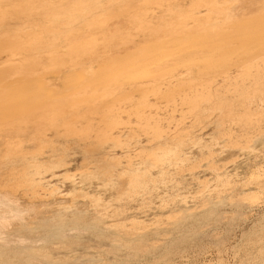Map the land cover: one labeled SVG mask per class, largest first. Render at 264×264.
Here are the masks:
<instances>
[{
	"label": "rangeland",
	"instance_id": "obj_1",
	"mask_svg": "<svg viewBox=\"0 0 264 264\" xmlns=\"http://www.w3.org/2000/svg\"><path fill=\"white\" fill-rule=\"evenodd\" d=\"M253 1L258 4L249 13L252 4L248 6ZM2 2L0 16L5 6L6 10L9 7L14 10L19 1L8 7ZM128 3V7L115 10L117 13L125 10L119 16L101 17L98 27H103V39L98 41L99 48L92 55L79 57L77 65L66 59L64 65L50 64L53 67L47 65L45 70L50 69L41 71L46 86L55 90L53 94L57 92L59 99L64 94L68 96L65 98H76L77 90L72 86L83 82L82 78L90 81L89 94L83 95H90L89 101L76 105L79 109L75 102H70L75 103L72 107L70 103L63 104L66 107L62 108L68 109L57 112V116L55 113L56 121L50 120L53 115L50 112L42 115L41 108L39 113L35 112L40 114L39 118L35 113H31L34 118L30 115L31 109L22 110L28 115L23 117L24 112L12 109L3 93V88L18 80V76L22 79L21 75L0 78V187L18 200L20 208L31 206V202L46 203L29 218L33 221L37 215L33 228H42L39 219L44 215L58 217L57 210L65 205L64 229L79 236L51 239L43 251L55 260L72 264H264V100L250 94L244 99L241 92V87L253 92L260 86L254 83V74L259 70L264 82V55L258 48L245 49L235 38L231 44L235 51L228 63L208 69L206 61L211 63L212 57L217 62L220 53L209 44L184 47L187 43H183L188 35L186 31L198 25H222L236 34L253 17L256 20L264 17V0H130ZM242 3L246 5L244 11H241ZM15 8L17 12L11 16H17L21 10ZM197 11L201 13L195 16L209 17L195 19L193 15ZM223 14H231L229 22ZM9 20L0 25L9 34L15 33L14 25L15 28L27 25L24 19L18 21L19 25L13 17ZM11 25L14 31H10ZM98 27L90 31L100 35ZM161 34L165 36L159 38ZM161 41L167 43L168 54L162 55L161 64L166 67L158 71L159 77L139 82L130 79L123 67L139 62L149 46ZM180 43L184 48L179 47ZM67 47L65 43L61 50L51 54L68 52ZM8 51L11 52L2 50L0 59L8 57ZM154 57L158 58L159 54ZM153 64L151 68L160 66L157 62ZM249 66L252 75L246 74ZM107 68H111L110 72ZM183 77L191 81L180 84ZM202 81L206 83L203 91ZM205 85L210 86L211 95ZM167 87L173 88V97L165 95ZM200 90L203 96L196 107L184 102L185 97ZM144 98L151 105L141 103ZM68 99H62L61 106ZM258 105L262 106V113L249 115ZM74 107L77 112L73 111ZM240 112H247L245 119H239ZM107 114L118 119L113 128L108 126ZM39 122L45 124L46 130L40 129L44 126ZM155 123L163 133L157 132ZM117 139L125 144H118ZM168 146L174 149L164 155V160L155 161L156 155L151 151ZM23 153L30 158L33 154L39 156L42 163L31 168L37 174L30 177L41 180L44 188H54L55 195L34 197L30 185L20 181L25 171ZM51 160L56 161L53 167L47 166ZM108 163L113 164L112 169ZM129 163L148 168L154 180L145 188L134 190L128 176L122 173ZM102 219L104 233L78 231ZM40 231L39 237L52 233ZM10 248L11 245H0V252L6 254ZM16 251L34 250H13L4 259L16 257Z\"/></svg>",
	"mask_w": 264,
	"mask_h": 264
},
{
	"label": "bare ground",
	"instance_id": "obj_2",
	"mask_svg": "<svg viewBox=\"0 0 264 264\" xmlns=\"http://www.w3.org/2000/svg\"><path fill=\"white\" fill-rule=\"evenodd\" d=\"M2 1L3 2L5 1L4 4ZM13 1L17 2V0H0V12H1V9H3V8H1L2 7L1 2H2L3 6L6 3L7 7H8V4H10V3L14 4ZM18 1H19L18 5H20V7L18 8L17 3L15 5V7H17L18 9L21 8V10L18 11V13L16 14L17 16H15V15L11 16L12 13L15 12L14 10L16 9L13 5L12 6L14 7V10H12L13 8H11V7L7 8V10H6V6L4 8V11L2 10L3 11L2 16L3 17L5 16L4 18L6 19V21H4V18L2 16H0V18H1L0 25L2 24V22H7L9 19H11V17L14 18L15 22H17L16 25L18 24V21L22 20V19H24L26 21V22L24 21L25 25L26 24L29 25V27L27 25L24 27V24L20 23V24H23V25H21V26H23L22 28L19 24L18 25L20 27L16 26L17 28H15V25H14L15 31L12 28V25H11L12 29L7 26L9 29H11L10 31L15 32V33L10 32V34L8 32L9 30L7 31V29H4L2 27L0 28V29H4L0 32V48H1V51L4 49H6V51H7V49L11 50V52L8 51V53H9L8 57H5V59H0V65H1L0 66V78H2V80H3V78L4 79L8 78L9 76H12L13 74L21 75V78H22V79H19L20 77L18 76L19 81L15 80L10 85L6 83L7 85L5 86V88H3L4 97H6V99L10 100L9 102L11 103L10 106L12 107V109L21 110L20 112H22V110H27V112L34 110V112H32V111L30 112V115H32L33 118L36 117L38 115L36 113H39L40 111H43L42 115H44V112L45 113L50 112L51 115L53 114L52 117L50 115V117H51L50 120H52L54 118L53 120L56 121L57 120L56 116L58 115V113H61V110L63 111L64 109H66V110L68 109V107L62 108V107H66V106H63V104L65 105V104L70 103V102H72V103L75 102V103H77V104L74 103L75 107H76V105L78 107L79 103L89 101L88 99L90 98V95L89 96L85 95L86 98L83 95L89 94V84H90L89 82L90 81L88 82L86 80L87 82H85V80H83L84 78H82L83 82H79L80 84H78V85H73L72 87L77 90V95H76V93H74L76 95V98H75V96L72 95L73 93H71V92H69V93H70V95H72L74 97V99L73 98H71V99L65 98L68 96H67V94L66 95L64 94V97L62 99L63 100L68 99L69 102L64 101V102H62V106H61V100L62 99H59L56 97L57 92L55 93L56 95L53 94V92H55V90H50L51 88L49 89L46 86V84H47V83H45L46 80L44 81V79H43L44 77L41 75V74H44L43 72H41L42 69L44 68L43 70H45V67L47 65L51 66L52 64H56V63L60 64V65L61 64L64 65L67 62L68 63L72 62L73 65H77L79 57L84 56L86 54L92 55L95 52V50L99 48L98 47L99 46L98 43L100 42L99 40L103 39V27H102V29L100 27H98L99 24L101 25V23L99 21L103 20V18L101 19V17H103V15L104 16L107 15L108 17H111V18H114L115 16L116 17L119 16V14H121L125 10H121L120 13L115 12V10L119 9V8L121 9L124 7H128L129 6L128 1L130 2V0H18ZM202 1H206V0H202ZM255 3L258 4L257 2L253 1L248 6V7H250L252 4L251 10H249V8H247V10H249L248 11L249 13L252 11H255V10H253L254 6L256 5ZM240 6H241V11H244L246 5L244 3H242ZM202 7H204V6H202ZM262 8H264V6ZM9 9L13 12L8 11ZM32 12H34L35 14L34 13L33 14L35 16L37 15L38 18L34 17ZM200 13H201V11L195 12L193 15L194 18L200 20V19H206L207 17H209L207 15L203 16V17H201V15L195 16L196 14H200ZM249 13H247V14H249ZM263 13H264V11H263ZM1 14H2V12H1ZM232 15H234V14H232ZM259 15H260V13H259ZM6 17L7 18L9 17L8 20ZM31 17H34V18L31 19ZM260 17L258 18L259 20L258 19L256 20V18H257L256 16L253 17V19H255L257 22L254 20L255 22L253 23V19H252V21H250L252 23L247 22V24L244 27H241L239 29V31L234 35H233V33L231 34V32L227 31L224 28V26H222V25L209 26V27L204 26V25H198V26L191 28V29L186 31L188 35L184 36L183 43H187L188 45L186 44L184 47H186V46H188V47L189 46H193V47L199 46L200 47L201 45H208L209 44L211 49H215V51H218L220 53V56H219V59L217 62L212 57H210L211 63H208L206 61L205 67L208 69H210L209 66H213V67H215L216 65L222 66V65H226L228 63V61L231 59V55L235 51L231 46L232 40L235 38L239 39L242 42V45L245 49L250 50V49H257L258 48L261 50V53L264 55V17H261V18ZM232 18L235 19V17H232ZM132 19H133V17H132ZM132 19H130V21ZM224 19L229 22V20L231 19V14L230 15H224ZM137 20H138V17H137ZM12 21H13V19H12ZM234 21H231V23ZM239 21L240 20L238 19L237 22H239ZM8 22H10V20ZM5 24H7V23H5ZM250 24L251 25L253 24V26H250ZM3 25H4V23H3ZM95 26L98 27V29H99V31H101L102 35H101V33H100V35L99 34L97 35V34L92 33L90 31ZM119 26H121V25H119ZM16 29H17V32H16ZM169 30L171 31V29H169ZM99 36H101V37H99ZM163 36H165V35L161 34L159 36V38H161ZM210 39H212V42ZM171 40L174 41V39H171ZM65 43H67V45H68V47H67L69 50L68 52H63V53L58 52L55 54H51V52H53V51L61 50L60 47L65 45ZM179 47L184 48L181 43H180ZM167 49H168V45L164 41H161V44H153V45L149 46L144 51V53H143V51H141V53H143V56L139 62H134V63L131 62L128 66L123 67L124 70L126 69V71L124 73H127L130 79H135L137 81L138 80H145L148 78H151V79L152 78H158L159 76H156V75L159 72H161V70L163 68L166 67V66H163L161 64V59H162V55L168 54ZM260 50H259V52H260ZM180 51H181V49H180ZM1 53H0V55H1ZM155 54H159V57L158 58L154 57ZM2 55H3V53H2ZM66 59H69L70 61H67ZM213 61H215V62H213ZM124 62H126V61H124ZM155 62L160 63L159 64L160 66L158 68H151V64L152 63L155 64ZM51 67H53V66H51ZM113 67H115V66H113ZM250 68L251 67L249 66L248 67L249 70L246 72L247 75H252V70ZM49 69H50L49 67L46 68L45 72ZM110 70H111V68L108 69L109 72H110ZM38 72H40V74ZM34 73H36V74H34ZM113 73L114 72H113V68H112V72L110 74L112 75ZM107 74H109V73H107ZM26 75L27 76L30 75V76L27 77ZM160 76H162V74ZM254 77H255L254 83L259 84L260 86L257 87L256 89H254L253 92L248 91L247 88L241 87V89L243 90V91H241L242 96H244V99H245L248 97L249 94L251 96L258 95L260 97L259 99L264 100V97H263V94H264V84L263 83L264 82H262L263 74L259 70V71H257V73L254 74ZM15 78H16V76H15ZM99 78L100 77L97 78L98 79L97 81H99L101 79V78L100 79ZM10 80H11V78H10ZM110 80H112V79H110ZM115 80H118V76L115 77ZM185 80H190V79H186V78L184 79V77H183L182 79L179 80V83L180 84H181V82L184 83ZM179 83H178V85H179ZM1 84L2 83H0V85ZM200 84L202 86L201 90L203 91V84H206V83L204 81H202V83H200ZM48 85H49V83H48ZM106 85H107V83H106ZM119 85H121V84H119ZM52 89H55V87L53 86ZM205 89H207L209 91L208 95L212 94V92L210 90V86L205 85ZM42 90H46V93H41ZM57 91H58V89H57ZM202 91L198 92L197 94H195L193 96H189L188 98L185 97L184 102L186 104L188 103L191 107H196L198 105L200 98L203 96ZM48 92H50V93H48ZM157 92H160V91H157ZM165 92H166L165 95L167 97H173V88L167 87ZM70 95H69V97H72ZM79 95H81L83 97H81ZM48 97H50L52 99H50V98L48 99ZM46 99H48L50 101H47ZM3 100H5V99H3ZM146 102H147V98H144L141 103H146ZM0 103H1V101H0ZM72 103H70L71 107L74 106V104H72ZM58 104H59V107H58ZM149 105H151V104L149 102H147V106H149ZM71 107L69 108L70 110H71ZM40 108H41V110H40ZM43 108L46 111H44ZM76 108L73 111L77 112V109H79V108H77V109ZM229 110L232 111L230 108H229ZM262 110H263L262 106L258 105V107L255 110H252L253 113L250 112L251 114H249V115H252V114L254 115L257 113L260 114V113H262ZM5 111L6 110L4 109V112ZM37 111H39V112H37ZM26 113L25 112L23 113V117L26 116V118H27L28 115H26ZM31 113H35L36 116H34V114H31ZM55 113H56V116L54 115ZM7 114H8V112H7ZM224 114H225V112H224ZM226 114H227V112H226ZM245 114H247V112L244 114L241 113L237 116L241 120V119H245L243 117ZM21 115L19 114L20 117H22ZM39 115L36 118H39ZM46 115H49V113L45 114V116ZM109 117H110V119L108 120L109 121L108 126L113 128L114 124L119 123L118 119L113 118V117H111V115L109 116L107 114L106 118H109ZM228 117H229V115H228ZM245 117H246V115H245ZM45 118H48V117H45ZM247 118H249V117H247ZM19 119L22 120V118H19ZM23 119H25V118H23ZM39 124H40V122H39ZM52 124H54L53 121H52ZM155 124H156L155 129L157 130V132L160 134L163 133L161 126L158 123H155ZM42 125L44 126L45 124H42ZM42 125L40 124V126H42ZM69 125L72 126L71 123H69L67 127H69ZM40 129L46 130V126H44L43 128H40ZM39 132L44 133L45 131H39ZM116 141L120 145L125 144V142L123 140L117 139ZM173 149H174V147L171 148L168 146V147L161 148L158 151H151V152H152V154L156 155V159H154V160L160 161V160H164L166 158V157H164V155L169 154ZM26 155L24 153L22 154V159L25 161V171H24V174L21 177L20 181H23L24 183H27L28 185H30L31 189H33L32 194L35 193L34 197L36 196V197H44L45 198L48 196L52 197L53 195H55L56 190L54 188L51 190H50V188H44L41 180H36L35 177H33V179H31L30 176H34L35 174H37V172H34L31 168L32 167H40V165H41L40 163H42V162L40 161L39 156L36 154H33L34 156L32 155L33 158L27 157L28 155L27 156ZM30 159H31V161H29ZM184 159H186V157ZM53 163H56V161L51 160L49 162V164H47V166L53 167L54 166ZM143 163H144V161H143ZM107 166L112 169L113 164L108 163ZM122 173L126 174L128 176L129 184L132 186V188L134 190L143 189L147 186L149 181L154 180L153 177L150 178V173H149L148 168L142 169V168H140V166L134 165L133 163H129L128 168L123 170ZM41 189H43V190L41 191ZM44 189H46V190H44ZM33 191H34V193H33ZM255 195H257V194H255ZM44 203L45 202L42 201V203H40L38 205L36 203L31 202V206H26L25 209L22 207L20 208L18 200L15 197L8 195L7 192L4 191V188L0 187V245L1 246L4 244L11 245V248L9 250L7 249L6 254L4 252H0V264H72L70 261H69L70 263H68V262H63L61 260H55L47 252L43 251L46 248V246L48 245V243L51 241V239H53V238H60V239L64 240L65 238L79 236V234L74 233L75 231L70 232V231H66V229H64V227H66V222H64V220H65L63 218L64 211L62 208L65 205H62L57 210L56 213H57L58 217L45 218V215H44L43 218L41 217L39 219V221H41V227L42 228L39 229L38 227H35V226L33 228L32 226L36 222V216L37 215L34 217L33 221L30 220L31 219L30 217H31L32 213L38 212L40 210V208H38V207H40ZM45 206H47V205H45ZM34 209H36V210H34ZM27 215H29V217H27ZM77 226H82V225L79 224ZM105 228H106V225H105ZM12 229L15 230V233L11 234L10 230H12ZM40 230H43V232H45V233H47L49 230H51L52 233H48V234L44 235L43 237L42 236L39 237V234L41 233ZM72 230H73V228H71V231ZM86 230L90 231V234L102 233L105 230L103 228V219L101 221H97L94 224H87L84 227V229H83V227L78 229V231H85V232H86ZM15 247H17V249ZM25 248H32L34 251L32 253H30L29 251H26V252L16 251V252H14L16 254V257H12V259H9V260L4 259V257L6 255L12 254L9 252H11L13 250H23ZM4 250H5V248H4Z\"/></svg>",
	"mask_w": 264,
	"mask_h": 264
}]
</instances>
